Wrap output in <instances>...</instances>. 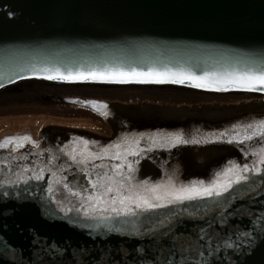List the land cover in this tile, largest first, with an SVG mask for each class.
<instances>
[{
	"label": "water",
	"instance_id": "obj_1",
	"mask_svg": "<svg viewBox=\"0 0 264 264\" xmlns=\"http://www.w3.org/2000/svg\"><path fill=\"white\" fill-rule=\"evenodd\" d=\"M260 70L264 0H0V118L113 121V134L54 123L44 147L36 135L7 136L30 140L0 148V264H179L183 256L187 264H264V221L250 249L247 237L237 240L264 217V136L254 134L264 90L47 79L152 71L215 82ZM177 135L188 143H174ZM34 173L42 178L28 179ZM237 174L248 180L219 196L160 201L136 216L110 210L117 197L219 189ZM90 196L109 203L85 216ZM229 238L241 247H224Z\"/></svg>",
	"mask_w": 264,
	"mask_h": 264
},
{
	"label": "snow or ice",
	"instance_id": "obj_2",
	"mask_svg": "<svg viewBox=\"0 0 264 264\" xmlns=\"http://www.w3.org/2000/svg\"><path fill=\"white\" fill-rule=\"evenodd\" d=\"M57 78H62V79H106V80H115L116 82L124 83V82H129L131 79H136L137 82L141 83H147V82H155V83H165L168 82V80L171 78L172 83H183L185 79L188 80H193L195 81L194 86L195 87H209L212 86L213 83H216L220 86L216 87V90H227V87L229 85L241 88L247 91H257V90H264V70H260L258 72H246L243 75H238V76H230L222 81H208L206 77H198L195 75H187L184 76L183 74H177V73H161V72H136L132 71L130 73H125V72H119V73H90L88 75H85L83 73L78 74V75H68V76H53L49 75L47 76V79L52 80V79H57ZM0 87H3L2 84H0ZM104 107H107L106 105ZM253 125H248V128H252ZM259 128L261 129L258 133L254 134H259L261 136H264V120L259 122ZM253 137L251 135H245L244 139L245 140H251ZM13 140L16 141L17 146H22L24 141L30 140V137L24 136V137H9L6 141L0 142V148H7L9 144L13 143ZM231 142V141H229ZM87 142H85L86 144ZM174 143H188V141L183 140L179 135H177L174 138ZM134 155L136 153H133ZM119 158V157H118ZM73 159L75 160V156H73ZM138 163V161H137ZM260 163L264 165V158L260 160ZM122 165H116L117 169H120ZM128 168L132 169V165L128 164ZM250 169L248 168V165H244V171H249ZM231 171V170H229ZM259 171V170H258ZM42 177L39 173H34L33 176L29 177L28 179H35V180H40ZM128 179H131V177H128ZM248 180V177L245 175L237 174L236 179L234 181L229 180L225 184L219 186V189H217V186H212L209 188H204V189H190V188H180V189H166L162 193H157L156 189H153V193H156L154 196H140L136 199H133L132 197H123V198H115L111 199L110 203L112 205L111 207V212L114 213L116 216H136L138 215L136 209H143L145 211L149 209H155L159 207H164V203H160V201H165L167 204H175L178 202H182L185 200H193L196 199L197 197H211L213 195L219 196L222 194V192H227L229 188L232 187L233 183H240L241 181H246ZM9 185L12 184V181L7 182ZM24 183L27 184L28 180H24ZM96 185H94L95 187ZM64 188L71 189L69 188L68 184H64ZM48 191L51 193L53 189L51 186H49ZM107 192L113 191L111 187H106ZM117 192H119V189H116ZM2 195L8 196L9 193L7 191L3 192ZM75 195V193H74ZM88 205H87V211H85V216H90L96 211V206L101 204V203H109V201H102L100 196L96 197H88ZM155 201V202H154ZM135 204V208H133L131 205ZM82 207L84 205L82 204ZM68 212L72 211V208L67 209ZM261 221H264V217H257L256 222H254V228L253 231H245L243 233H240L237 236V240L240 239V237H247L248 238V248L250 249L253 246V242L255 240V236L253 233L256 231V224H260ZM221 222L226 223V218L224 217L223 213L221 214ZM159 224L163 225L165 222L164 221H159ZM97 227H100V225H97ZM105 227H108L109 231H122V227L118 228L115 225H105ZM135 228V226H133ZM202 232L204 230H201ZM260 231L264 232V224H260ZM136 232H139V229H136ZM205 236H207V233H204ZM203 239L204 237H200ZM224 247L226 248H233V249H239L241 247V244L237 243L236 240H232L229 238L228 241L225 242ZM183 251V249H182ZM190 251V249H189ZM215 251H219V246L213 250L211 247L208 248V255L211 257L214 255ZM198 255L200 257L204 256L203 251H199ZM188 262V257L183 256L179 264H187ZM159 264V262H157ZM163 264H176L174 260H169L165 259L163 261ZM195 264H208L207 261H196Z\"/></svg>",
	"mask_w": 264,
	"mask_h": 264
},
{
	"label": "rangeland",
	"instance_id": "obj_3",
	"mask_svg": "<svg viewBox=\"0 0 264 264\" xmlns=\"http://www.w3.org/2000/svg\"><path fill=\"white\" fill-rule=\"evenodd\" d=\"M113 121H102V116L22 117L0 118V142L8 135H36L38 146L47 143L46 127L54 123L70 125L113 134Z\"/></svg>",
	"mask_w": 264,
	"mask_h": 264
}]
</instances>
